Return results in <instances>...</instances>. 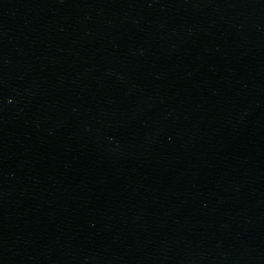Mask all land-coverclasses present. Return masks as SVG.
Instances as JSON below:
<instances>
[{
	"label": "water",
	"instance_id": "obj_1",
	"mask_svg": "<svg viewBox=\"0 0 264 264\" xmlns=\"http://www.w3.org/2000/svg\"><path fill=\"white\" fill-rule=\"evenodd\" d=\"M0 264H264V0H0Z\"/></svg>",
	"mask_w": 264,
	"mask_h": 264
}]
</instances>
